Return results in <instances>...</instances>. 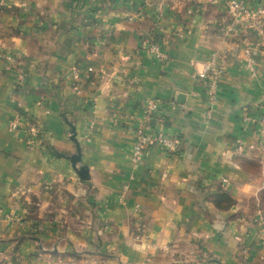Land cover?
<instances>
[{
    "label": "crops",
    "instance_id": "crops-1",
    "mask_svg": "<svg viewBox=\"0 0 264 264\" xmlns=\"http://www.w3.org/2000/svg\"><path fill=\"white\" fill-rule=\"evenodd\" d=\"M229 18L227 0H0V264L264 262V134L241 118L261 110L264 46L252 73L257 36L227 34ZM213 54L207 117L193 65ZM149 100L151 131L180 149L133 164Z\"/></svg>",
    "mask_w": 264,
    "mask_h": 264
},
{
    "label": "built area",
    "instance_id": "built-area-1",
    "mask_svg": "<svg viewBox=\"0 0 264 264\" xmlns=\"http://www.w3.org/2000/svg\"><path fill=\"white\" fill-rule=\"evenodd\" d=\"M147 1V0H146ZM227 9L230 15L229 20L225 25V32L227 34H240L244 30H250L257 36V43L253 48L248 47L246 53L248 54L247 66L253 73V67L251 63V54L259 51L264 46V7H251L245 4L242 0H227ZM162 12H159V16ZM150 50L158 57H164V53L161 52L157 46H152ZM5 59L11 60V56L7 54L2 55ZM218 55L213 54L212 58L203 63L200 70L194 67L193 75L202 79L205 84V99L207 107V117L211 115L214 104L217 101L218 91L220 89V79L222 75L221 67L217 64ZM91 71L92 68H89ZM72 77L75 81H79L78 72L73 71ZM24 75L21 71L18 73L19 82L23 81ZM260 113L258 117L252 118L247 110L243 109L242 120L243 121H255L259 124L261 132L264 134V98L260 103ZM157 108V102L149 100L143 109V114L139 119V129L135 135L131 148V161L133 164H138L144 154V150L147 146H160L166 153H176L180 149V140L176 135L166 134L163 132L151 131L149 124L152 119L153 113ZM19 124L18 120L11 123V127L15 128Z\"/></svg>",
    "mask_w": 264,
    "mask_h": 264
},
{
    "label": "water",
    "instance_id": "water-1",
    "mask_svg": "<svg viewBox=\"0 0 264 264\" xmlns=\"http://www.w3.org/2000/svg\"><path fill=\"white\" fill-rule=\"evenodd\" d=\"M71 140L74 142V145H75V153L71 154V156L69 157L72 168L76 172L80 180H87L89 178L88 168L83 165L77 166V164L80 162L81 148H80V144L78 140L76 139L74 133L71 136Z\"/></svg>",
    "mask_w": 264,
    "mask_h": 264
},
{
    "label": "rangeland",
    "instance_id": "rangeland-1",
    "mask_svg": "<svg viewBox=\"0 0 264 264\" xmlns=\"http://www.w3.org/2000/svg\"><path fill=\"white\" fill-rule=\"evenodd\" d=\"M248 203L252 204V205L249 206V208H252V206L256 203V200L249 201ZM242 252L239 254V258H240L241 261L243 260V262L245 263L247 261L246 258H248L247 257L248 256V253H246V252L242 253ZM245 264H249V263H245ZM261 264H264V262H262Z\"/></svg>",
    "mask_w": 264,
    "mask_h": 264
},
{
    "label": "trees",
    "instance_id": "trees-1",
    "mask_svg": "<svg viewBox=\"0 0 264 264\" xmlns=\"http://www.w3.org/2000/svg\"><path fill=\"white\" fill-rule=\"evenodd\" d=\"M218 196H219L221 199L227 200V194L224 193V192L218 194ZM219 206H220V205H219Z\"/></svg>",
    "mask_w": 264,
    "mask_h": 264
}]
</instances>
